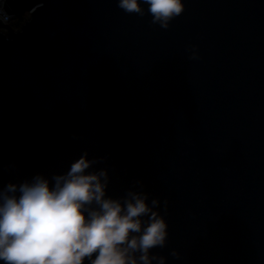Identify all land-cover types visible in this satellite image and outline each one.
<instances>
[{
    "label": "water",
    "instance_id": "water-1",
    "mask_svg": "<svg viewBox=\"0 0 264 264\" xmlns=\"http://www.w3.org/2000/svg\"><path fill=\"white\" fill-rule=\"evenodd\" d=\"M3 7L29 16L0 22V186L87 151L108 195L167 197L166 264H264V0H185L167 29L117 0Z\"/></svg>",
    "mask_w": 264,
    "mask_h": 264
},
{
    "label": "clouds",
    "instance_id": "clouds-1",
    "mask_svg": "<svg viewBox=\"0 0 264 264\" xmlns=\"http://www.w3.org/2000/svg\"><path fill=\"white\" fill-rule=\"evenodd\" d=\"M3 3L0 22L7 23ZM117 7L167 29L185 0H117ZM95 162L85 151L63 173L0 186V264H166L153 249L168 242L167 197L136 189L108 195V171ZM170 254L180 256L175 248Z\"/></svg>",
    "mask_w": 264,
    "mask_h": 264
},
{
    "label": "trees",
    "instance_id": "trees-1",
    "mask_svg": "<svg viewBox=\"0 0 264 264\" xmlns=\"http://www.w3.org/2000/svg\"><path fill=\"white\" fill-rule=\"evenodd\" d=\"M12 19L13 18L10 19V25L12 28L17 29V28H19L21 23L24 21V15L19 16V17H14V19H15L14 22H12Z\"/></svg>",
    "mask_w": 264,
    "mask_h": 264
},
{
    "label": "rangeland",
    "instance_id": "rangeland-1",
    "mask_svg": "<svg viewBox=\"0 0 264 264\" xmlns=\"http://www.w3.org/2000/svg\"><path fill=\"white\" fill-rule=\"evenodd\" d=\"M28 16H29L28 13L24 14V19H27ZM14 21H15V19L13 18V19H12V22H14Z\"/></svg>",
    "mask_w": 264,
    "mask_h": 264
},
{
    "label": "built area",
    "instance_id": "built-area-1",
    "mask_svg": "<svg viewBox=\"0 0 264 264\" xmlns=\"http://www.w3.org/2000/svg\"><path fill=\"white\" fill-rule=\"evenodd\" d=\"M8 16H9V20H8V22L7 23H4V24H10V19H11V16L8 14Z\"/></svg>",
    "mask_w": 264,
    "mask_h": 264
}]
</instances>
